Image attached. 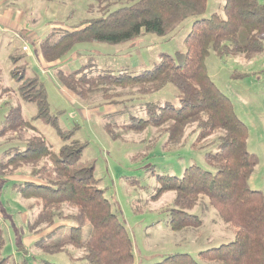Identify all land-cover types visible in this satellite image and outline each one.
<instances>
[{"label":"trees","instance_id":"1","mask_svg":"<svg viewBox=\"0 0 264 264\" xmlns=\"http://www.w3.org/2000/svg\"><path fill=\"white\" fill-rule=\"evenodd\" d=\"M114 1L118 3L114 11L86 22L83 28L53 32L40 44L44 60L47 63L62 60L81 43L122 44L137 39L143 32L171 33L189 17L203 14L208 2ZM223 13L224 17L214 14L209 19L196 21L185 42L186 52L176 57L162 55L160 62L150 70L139 74L120 71L114 75L107 71L93 75L82 67L75 71L58 69L55 76L64 88L83 100L95 93L109 97L114 89L133 90L136 95L145 96L174 85L179 92L180 108L171 104H147L144 107L146 119L134 117L123 129L141 133L149 127L158 128L168 135L170 144L182 146L186 131L195 126L197 139L193 146L211 150L206 152L205 158L214 172L191 166L180 178L159 176L160 187L154 198L175 193L170 226L173 231H181L203 225L202 220L189 211L200 197H207L222 221L234 228L235 239L203 251L199 256L216 264H264V193L249 186L259 159L248 150V127L236 115L231 100L212 81L205 64L210 48L220 59L236 56L253 59L264 53V42L260 39L264 35V4L259 0H225ZM11 60L10 73L17 83L19 98L37 109L32 120L51 127L64 144L57 153L52 151L45 137L23 118L19 107L10 111L5 133L26 135L31 130L35 134L23 141V150L6 151L8 157L0 161V177L17 175L28 167L30 176L39 181L14 186L24 199L33 201L30 208L39 209L28 228L35 234L46 233L36 241L35 247L46 254L84 250L88 264H134L132 240L99 189L94 168L83 161L86 145L75 139L74 131L61 128L57 116L51 113L44 84L38 76L28 73L27 64H20L25 60L24 55H15ZM105 127L113 139L119 137L110 125ZM65 207L72 212L65 214ZM60 221L69 223V235L52 242L66 227L57 225ZM87 224L91 231L84 242L83 230ZM4 245L0 225V264H9L8 259L1 257ZM17 264L29 263L23 260ZM156 264L199 263L188 254H177Z\"/></svg>","mask_w":264,"mask_h":264},{"label":"rangeland","instance_id":"2","mask_svg":"<svg viewBox=\"0 0 264 264\" xmlns=\"http://www.w3.org/2000/svg\"><path fill=\"white\" fill-rule=\"evenodd\" d=\"M259 2L264 4V0ZM117 4L114 0L109 3L101 0H29L22 3L24 25L36 34L34 37L28 41L12 39L11 34L0 27V161L8 157L6 151L11 148L23 150V141L35 134L31 130L26 135L4 132L13 108L21 109L23 118L32 124L35 132L45 137L52 151L57 153L64 145L51 127L32 120L37 113L36 107L22 102L18 96L17 83L10 73L13 63L9 56L25 55L26 59L20 64H27L28 73L38 76L44 84L51 113L57 116L61 128L74 131L75 139L86 145L83 161L94 168L99 189L132 240L134 264H156L177 254H188L199 264H216L203 260L199 254L234 241L235 230L222 221L209 205L208 198L200 197L198 204L189 211L198 216L203 225L181 231H173L170 226L175 193L154 198L160 187L159 176L180 178L191 166L214 172L205 158L206 152L211 150L193 146L197 139L195 126L186 131L182 146L170 144L168 135L158 128L149 127L141 133L123 129L134 117L146 119L144 107L147 104H171L180 108L178 89L167 85L161 91L145 96L136 95L133 90L114 89L109 97L95 93L83 100L64 88L55 73L58 69L75 71L82 67L93 75L107 71L114 75L120 71L139 74L150 70L160 62L162 55L176 57L178 53L186 52L185 42L196 21L209 19L214 14L224 17L225 0H208L203 14L189 17L165 35L143 32L137 39L122 44L81 43L62 60L53 63L44 60L38 37L47 39L53 31L79 30L86 22L114 11ZM260 39L264 42V35ZM24 46L28 47V52L23 51ZM205 64L212 81L231 100L238 118L249 128V150L259 151L260 158L249 186L264 193V150L260 146V137L264 134V55L244 63L235 57L220 59L210 48ZM247 71H254L256 75L245 81L231 78L235 72ZM8 88L13 92L7 91ZM106 125L112 127L114 134L119 136L117 139L110 136ZM29 181L39 182L30 176L28 167L15 176L0 177V225L5 238L1 257L8 259L9 264L23 260L29 264H88L84 260V250L46 254L35 247L42 233H32L28 225L34 222L39 209L30 208L33 201L24 199L14 189L15 185ZM71 212L68 207L64 208L65 214ZM68 224L57 223L66 227L52 242L66 239ZM90 231V225H85L84 242L89 239Z\"/></svg>","mask_w":264,"mask_h":264},{"label":"crops","instance_id":"3","mask_svg":"<svg viewBox=\"0 0 264 264\" xmlns=\"http://www.w3.org/2000/svg\"><path fill=\"white\" fill-rule=\"evenodd\" d=\"M28 1L29 0H0V27L3 29V31L10 33L12 36V39L14 38V39L22 40V41L23 40L28 41L29 38H32L36 35L33 32H31L30 30L25 29L26 25H24V19L25 18H24V12H23L24 7H22V3L28 2ZM33 1H35V0H33ZM38 38H39L38 41H39V46H40V44L45 39L43 37H38ZM262 55H264V53ZM262 55L255 57L253 59H246L243 56H236L235 59L239 58L240 61H244V63H245L246 60L256 61L257 58L262 57ZM13 56H15V55H10L9 58L11 59V57H13ZM24 57L26 59L27 56L24 55ZM253 75H256V72H254V71H247V72H242V73L241 72H235L231 75V78L235 79L236 81H245L246 79L253 77ZM241 76H244V77H241ZM243 106H246V104ZM234 110H235L236 115L239 116L238 113L236 112L235 106H234ZM242 122L244 123V121H242ZM244 124H246V123H244ZM248 130H249V128H248ZM250 139H251V137H250V131H249V136H248V141H247L248 150H249V146H250L249 145ZM260 139H261L260 146L264 150V134L260 137ZM250 152L257 155V157L259 159V163H260V158L258 155L259 151H255V152L250 151ZM262 154H264V153H262ZM251 179H252V176H251L250 180ZM250 180H249V182H250ZM45 233L46 232H43L42 236Z\"/></svg>","mask_w":264,"mask_h":264},{"label":"built area","instance_id":"4","mask_svg":"<svg viewBox=\"0 0 264 264\" xmlns=\"http://www.w3.org/2000/svg\"><path fill=\"white\" fill-rule=\"evenodd\" d=\"M23 51H24V52H28V51H29L28 47H27V46H24V47H23Z\"/></svg>","mask_w":264,"mask_h":264}]
</instances>
